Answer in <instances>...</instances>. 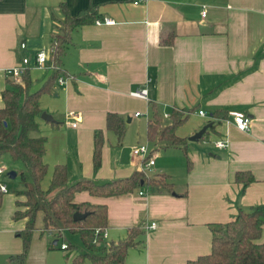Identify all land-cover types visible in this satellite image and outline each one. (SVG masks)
<instances>
[{
  "label": "crops",
  "instance_id": "1",
  "mask_svg": "<svg viewBox=\"0 0 264 264\" xmlns=\"http://www.w3.org/2000/svg\"><path fill=\"white\" fill-rule=\"evenodd\" d=\"M61 3L71 15L95 6L98 19L110 17L115 23L94 21L72 32L63 57L67 83L56 81L41 98L42 109L60 123L40 121L50 166L44 187L56 164L68 166L70 181L101 183L142 171L143 161L130 152L151 143L150 103L160 106L165 119L174 107L195 108L177 130L189 138L190 168L181 148L164 143L150 148L155 164L148 171L167 174L176 192L187 191L186 196L142 187L110 197L78 192L75 201L108 206L107 242L125 239L133 227L144 229V243L130 248L126 264H179L209 254L211 224L227 223L241 209L264 203V0H0V107L8 86L5 70L37 51L51 52L52 36L65 19ZM30 72L33 90L52 73L46 67ZM142 89L148 90L147 98L131 94ZM218 109L227 117L216 131L191 141L210 120L216 121ZM69 111L80 114L76 127L67 124ZM109 112L126 121L121 143L107 129ZM234 112L248 115L249 131L237 128ZM97 130H103L105 143L101 167L95 170ZM219 139H228L229 146L216 148ZM238 171H250L255 181L244 187L235 179ZM17 199L4 196L0 208V264H19L10 256L23 251L17 232L26 220L13 218ZM152 222L157 227L147 229ZM56 241L54 232L36 230L24 264H76L80 252L62 250Z\"/></svg>",
  "mask_w": 264,
  "mask_h": 264
},
{
  "label": "trees",
  "instance_id": "2",
  "mask_svg": "<svg viewBox=\"0 0 264 264\" xmlns=\"http://www.w3.org/2000/svg\"><path fill=\"white\" fill-rule=\"evenodd\" d=\"M61 6L65 19L60 31L52 36L53 49L46 65L52 71L51 75L37 90H33L30 69L22 75V83L7 76L8 86L2 92L4 106L0 107V162L5 155H9L14 161L22 162L25 169L21 177L23 188L16 191L18 199L13 215L15 220H26L25 227L17 232L23 240V251L10 258L24 264L30 253L33 236L36 230H41L42 233L54 232L58 243H68L67 250L75 249L76 246L69 242L66 234L78 235L84 248L75 257L76 264H84L86 259H90L92 264H126L130 248L144 243V229L140 226L133 227L125 239L117 242H107L100 235L95 243V231L107 229L109 208L106 204L76 202V193L88 191L94 196L110 197L127 194L142 187L179 196H186L188 192L177 193L175 184L168 181L165 173L152 177L139 170L128 177L101 183L89 178L70 181L66 164H56L53 167L50 184L47 188L44 187L50 166L45 162L47 137L40 133V121L43 120L41 116L44 112L40 101L44 94L52 91L59 77L65 74L63 57L71 42L72 32L99 17L95 6L90 5L77 15L69 13L66 3H61ZM150 108L148 140L155 145L154 149L160 148L156 145L158 141L164 142L163 147L181 148L190 168L192 161L188 156L189 138L179 136L177 130L188 120L195 108L174 107L166 120L157 103L151 102ZM213 117L217 119L208 122L211 126L205 135L216 131L227 117V112L218 109ZM51 123L56 127L60 124L58 121ZM107 129L114 131L121 143L127 130L124 117L119 113L109 112ZM104 143L103 130H97L93 153L95 170L101 167ZM235 179L244 183V187L255 181L250 171H238ZM4 195L0 188V208ZM76 212H87L88 215L83 220H75ZM40 220L41 224L38 225ZM210 228L213 233L212 251L179 264H264V203L252 206L250 210L241 209L235 219L227 223L211 224Z\"/></svg>",
  "mask_w": 264,
  "mask_h": 264
},
{
  "label": "built area",
  "instance_id": "3",
  "mask_svg": "<svg viewBox=\"0 0 264 264\" xmlns=\"http://www.w3.org/2000/svg\"><path fill=\"white\" fill-rule=\"evenodd\" d=\"M203 16H205V12H203ZM96 24L101 25V24H114L115 21L110 18V17H105L103 19H96L95 20ZM21 46L23 48L26 47L25 43H22ZM53 47L51 48V50ZM49 55L46 50H40L35 53L33 57H23L21 62L18 63L17 65L7 68L5 70L6 76L12 77L15 81H21L22 80V75L31 67H46L47 62L49 61ZM68 77L66 76H60L58 79V82L61 85H64L67 83ZM134 96L138 97H143L147 98L148 95V90L147 89H142V90H136L131 93ZM199 113L201 115L206 116L207 114L200 110ZM140 113H136V115H139ZM233 114V119L234 123L236 124L237 128L241 131H249L251 129V119L246 115L245 113H240V112H234ZM167 118L170 117V115H165ZM80 120V114L75 111H69L67 113V124L76 127L78 125V122ZM214 145L216 148L220 149H225L229 146L228 139H219L214 142ZM150 148L148 145H139L135 146L131 149L130 155L134 157H140L141 160L143 161L142 163V171H147L150 170L152 166L155 164V159L151 156ZM6 171H8V168L5 165H0V176L3 175ZM0 188L1 190L6 193L8 192V186L2 182H0ZM157 227L156 222H152L150 225H148L146 228L147 229H154ZM102 235L106 239V230L102 231L100 229H97L95 231V239L94 242L96 243L97 237ZM60 248L62 250H67L68 249V243L67 242H62Z\"/></svg>",
  "mask_w": 264,
  "mask_h": 264
},
{
  "label": "rangeland",
  "instance_id": "4",
  "mask_svg": "<svg viewBox=\"0 0 264 264\" xmlns=\"http://www.w3.org/2000/svg\"><path fill=\"white\" fill-rule=\"evenodd\" d=\"M22 83L21 81H17ZM146 116H143L142 119L143 121H147ZM164 118V117H163ZM165 119V118H164ZM166 120V119H165ZM204 141V140H203ZM159 143H164L163 141H158ZM149 148L154 149V144L150 143L149 144ZM163 149V148H162ZM174 149V148H173ZM161 150V149H160ZM176 151V149H174ZM159 151V150H158ZM157 155V154H156ZM0 165H5L8 168V171H6L3 175L0 176V182L7 184L9 192L6 193L5 199L6 197H18L16 195V191L20 190L23 188L22 182H21V177H22V172L25 171L24 166L22 164V162L20 161H14L9 155H5L4 159L1 160ZM10 171H15L17 176L15 178H12L9 175ZM157 173H161L160 171ZM156 172L151 171H145V174L148 176H157ZM160 179V178H159ZM41 218V216H40ZM41 224V220L38 221V225ZM67 239L69 240V242H71L72 244H74L76 246V249L81 252V250L84 248L83 247V243L80 239V237L76 234H72V233H67L66 234Z\"/></svg>",
  "mask_w": 264,
  "mask_h": 264
},
{
  "label": "water",
  "instance_id": "5",
  "mask_svg": "<svg viewBox=\"0 0 264 264\" xmlns=\"http://www.w3.org/2000/svg\"><path fill=\"white\" fill-rule=\"evenodd\" d=\"M42 119L46 120V121H50V122H53V121H56L55 118L47 113V112H43L42 113ZM211 126V124H207L205 125L201 130H199L198 132H196L194 135H192L190 137V140L191 141H195V142H198L200 139L203 138V136L205 135L206 131L208 130V128ZM9 175L12 177V178H15L16 177V172L15 171H10L9 172ZM88 215V213H79V212H76L75 215H74V219L75 220H83L86 218V216ZM57 242V241H56Z\"/></svg>",
  "mask_w": 264,
  "mask_h": 264
}]
</instances>
